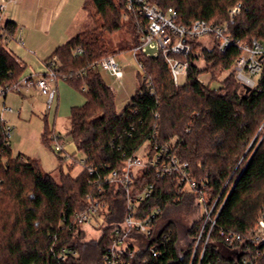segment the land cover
Wrapping results in <instances>:
<instances>
[{"label": "trees", "instance_id": "obj_1", "mask_svg": "<svg viewBox=\"0 0 264 264\" xmlns=\"http://www.w3.org/2000/svg\"><path fill=\"white\" fill-rule=\"evenodd\" d=\"M148 3L163 13L173 11L179 25L202 20L215 27L229 24V12L241 4L242 12L229 24V33L241 43L256 40L264 46V0ZM82 10L92 29L59 47L47 68L56 59L52 67L56 80L70 83L86 97L85 105L71 109L68 134L85 155L83 171L74 178L61 170L57 182L37 160L14 157L6 144V124L0 120V264H103L115 231L124 222L129 197L134 201L149 185L153 194L139 205L137 218L157 209L161 213L150 237L134 235L141 250L130 264H264V243L249 240L258 220L264 221V139L258 146L256 138L264 122V61L255 89L244 90L234 74L215 90L199 77L233 69L241 56L238 48L222 54L214 38L210 48L202 40L191 41L190 55L173 56L189 64L186 82L178 87L162 55L138 53L140 86L118 114L116 95L96 65L118 53L108 37L122 31L125 22L138 48L147 21L126 0H87ZM18 30L12 21L0 26V90L22 81L25 65L8 48ZM202 62L206 70L199 66ZM56 136L45 130L41 138L55 153ZM173 141V157L188 163L192 178L204 182L201 191L181 192L177 174L161 178L151 166L133 175L128 188L103 181L111 171L121 174L123 163L143 148L153 157L155 146L163 149ZM90 167L97 173L91 175ZM98 200L107 201L110 210L97 240H89L76 216ZM192 215L198 220L183 225L181 217ZM154 244H160L158 254L151 252ZM64 250L76 255L71 252L60 261Z\"/></svg>", "mask_w": 264, "mask_h": 264}, {"label": "built area", "instance_id": "obj_2", "mask_svg": "<svg viewBox=\"0 0 264 264\" xmlns=\"http://www.w3.org/2000/svg\"><path fill=\"white\" fill-rule=\"evenodd\" d=\"M131 6H137L139 14L147 21V26L144 27L143 35L140 39V45L134 51V55L137 52L146 54V49L152 46L156 50L158 57L162 55L170 68L175 86H181L179 83L180 77L185 78V82L188 76L189 64L185 61L174 58V55L188 56L192 51L191 41L203 40L214 38L218 41V49L222 54H226L231 47H236L241 52L240 58L234 65V72L237 80L241 83L244 90H253L257 85V80L262 72V64L264 61V46L260 45L256 40L252 44L241 43L240 38L233 37L229 33V24L233 23L238 15L242 12V5L238 4L229 12L230 22L224 27H215L208 24L205 21L198 20L191 25L184 26L177 24V16L173 11L163 13L156 6L148 3V0H126ZM17 0H1L0 11L4 12L9 3H16ZM77 53H81V49L77 50ZM56 59L50 63V69L48 73L39 78L22 79L19 85L12 88L0 90V97L7 96L8 93L15 91L36 90L44 96H47L51 90V82L56 80V74L52 67H55ZM100 70L110 72L118 81L123 76L122 69L115 62L114 57H109L96 65ZM6 106H3V111H7ZM0 120L5 123L0 112ZM6 124V123H5ZM5 137L7 146L11 145L10 139L12 138V130L7 126L5 129ZM58 137H54L55 149L59 150L60 141ZM176 141L171 142L163 149H159L155 146L157 154L153 157L150 156L149 150H146L145 154L141 155L142 150L133 157L128 158L124 164L123 172L119 174L117 171H111L106 174L103 179L105 183H118L123 187L128 188L132 183V176L143 171L148 166L153 167L158 177H170L174 174L178 176V182L181 192H192L196 189L201 191V187H204V182L199 183L192 178L189 172V164L181 163L179 159L174 158L172 151L174 150ZM84 161L82 162V164ZM91 175L97 173L93 168H89ZM100 182V180H98ZM154 188L152 185L145 187L142 192L137 195L133 201L129 197L128 209L124 218V222L120 228H117L113 236L112 245L107 248L103 257V264H130L129 261L133 260L140 252L136 243L137 238L134 235H143L150 237L152 235V226L161 210L157 209L152 214L137 218L139 205L149 199ZM204 197L200 192L199 201L203 202ZM110 210L109 204L105 200L95 201L94 205H91L89 209L82 214L76 216V222L79 225L87 224L90 220L95 219L101 215V211L108 213ZM213 210V209H212ZM210 210L207 213L208 221L211 220ZM207 221V222H208ZM213 224L215 223L212 220ZM260 234L255 235L252 242L264 243V221L260 220ZM251 233H249L250 235ZM160 244H154L151 248L152 253H159ZM73 251L64 250L59 254L60 261H66L70 253ZM76 255V252H73Z\"/></svg>", "mask_w": 264, "mask_h": 264}, {"label": "rangeland", "instance_id": "obj_3", "mask_svg": "<svg viewBox=\"0 0 264 264\" xmlns=\"http://www.w3.org/2000/svg\"><path fill=\"white\" fill-rule=\"evenodd\" d=\"M1 23L3 24V21ZM125 24L126 26L122 31L108 37L111 49L118 52L114 56V59L123 71V76L120 78L121 80L118 81L110 72L103 71L102 69L100 70V74L104 82L116 95V111L118 114H121L125 110L132 98L135 96L136 91L140 86L139 75L142 74L140 65L136 61L134 55V51L137 49L134 47L135 36H133L132 30L127 26L126 22ZM91 29L92 23L88 17V27L84 32ZM202 43L209 48L212 46V40L210 39H203ZM13 47L14 46H8V48L12 50L16 56H19V52L17 53L13 50ZM123 48H127L128 50L124 52L119 51ZM25 50L30 56H27V59L24 60L27 67L25 68L22 79H37L41 77L37 75L42 73L40 65L44 66L47 55L50 57L52 54H47L48 52H45L41 47H39V50L37 48L30 49L25 47ZM138 53L139 52L136 54ZM156 53L155 48L152 46L147 47V56L154 57ZM199 66H201L204 70L207 68L204 62L200 63ZM47 73L48 68L47 71H44V74ZM234 74L235 72L233 67V69L224 72L217 69L215 72L212 71L210 74L204 73L199 78L203 84H210L211 88L218 90L222 87V83L228 77H234L232 76ZM179 83L180 85H184L185 78L180 77ZM52 84L54 89L53 91L50 90L47 96L42 95L36 90L24 92V95L26 96L23 97L16 93L19 91L8 93V97L5 95L4 97L8 98L9 105L12 107L13 111H3L4 97L1 96L0 111L2 113L3 120L12 130L10 143L13 156L16 157L21 154L37 160L43 171L51 174L55 181L59 182L61 170L64 171V173H70L74 178L81 175L83 171L82 161L85 160V155L77 150L74 142L71 138H69L68 134L71 129V109L75 107H82L85 105L87 100L81 91H78L70 83L62 81V79L54 80L52 81ZM51 95L54 96L52 102ZM11 107L7 109H11ZM45 130H48L50 133L54 131L57 137L62 139L61 144H59V150H57L56 153L54 152V149L45 145L41 139ZM256 138H258L259 146L264 139V122L262 123ZM250 147L251 146H249L248 151L250 150ZM57 152L60 153V156H58ZM145 152L146 150H142L141 155L145 154ZM247 153L248 152H246V154ZM59 157L64 159V163L60 162ZM101 212V215L90 220L89 223L83 224L89 240H97L101 229L106 227L103 217L108 213L105 211ZM181 219L182 223H184L183 225L191 226L196 220H198V217L197 215H192L191 217L183 216ZM260 220H258L256 227L253 228V231L250 232L251 234L249 235V240L251 241L255 235L260 234Z\"/></svg>", "mask_w": 264, "mask_h": 264}, {"label": "crops", "instance_id": "obj_4", "mask_svg": "<svg viewBox=\"0 0 264 264\" xmlns=\"http://www.w3.org/2000/svg\"><path fill=\"white\" fill-rule=\"evenodd\" d=\"M86 1L17 0L16 3H9L5 12L0 11V26H4L8 21H12L20 29L15 39L8 40V46H14L13 50L17 53L19 52V56L17 57L25 65V68L27 66L24 60L27 59V56H30L25 47L30 49L37 48L38 50L41 47L45 52H48L47 54L53 55L59 47L65 45L73 37L86 30L88 27V16L82 10ZM2 21L3 24L1 23ZM50 57L48 55L46 57L47 59L44 62L45 68L40 65L42 73H39L37 76L45 75L44 71H47V61ZM50 82L52 85L51 90L53 91L52 81ZM24 92L27 91L21 90V92L16 93L23 97L26 96ZM51 96L52 102L54 96ZM7 97H4L3 106L10 108L11 106ZM10 110L13 111L12 107L7 111Z\"/></svg>", "mask_w": 264, "mask_h": 264}]
</instances>
